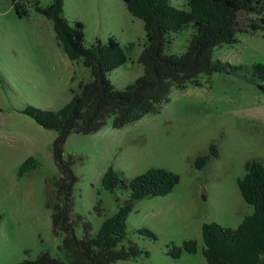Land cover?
I'll list each match as a JSON object with an SVG mask.
<instances>
[{
	"label": "rangeland",
	"instance_id": "obj_1",
	"mask_svg": "<svg viewBox=\"0 0 264 264\" xmlns=\"http://www.w3.org/2000/svg\"><path fill=\"white\" fill-rule=\"evenodd\" d=\"M50 2L41 0L44 7ZM171 3L186 8L182 0ZM64 13L71 23L85 25L87 47L97 41L105 44L110 37L123 46L133 44L128 62L108 74L116 89H125L143 75L138 60L146 42L144 24L128 12L123 0H64ZM193 33L190 27L173 34L168 52L184 53ZM0 56V264L34 260L42 252L64 259L47 207L55 195L51 181L58 175L52 152L57 133L20 111L26 106L58 111L92 76L58 45L51 21L34 10L29 19L19 18L12 0H0ZM213 60L236 66L264 64V32L239 35L238 43L216 48ZM198 81L201 86L173 90L156 112L137 122L114 129L111 118L101 131L67 140L65 155L75 157L73 169L79 179L73 216L90 222L92 235L118 209L116 196L102 186L110 167L128 179L153 168L180 177L173 193L137 202L128 217L129 237L123 245L132 241L149 257L116 264H206L203 224L234 229L254 212L238 180L248 161H264V93L246 79L223 73ZM212 143L218 146L219 158L211 157L204 170L195 169L193 161L209 153ZM29 157L37 159L39 168L19 178ZM142 228L152 230L158 240L134 233ZM76 233L82 238L83 227ZM187 240L198 241L197 254H167L172 245L182 246Z\"/></svg>",
	"mask_w": 264,
	"mask_h": 264
},
{
	"label": "trees",
	"instance_id": "obj_2",
	"mask_svg": "<svg viewBox=\"0 0 264 264\" xmlns=\"http://www.w3.org/2000/svg\"><path fill=\"white\" fill-rule=\"evenodd\" d=\"M128 12L143 21L146 42L138 62L144 73L125 89L118 90L108 74L128 62L133 44L123 46L115 37L86 46L85 25L71 23L64 13V0H51L42 6L41 0H12L19 18L29 19L31 10L53 23L56 40L67 57L82 63L92 79L80 83L73 91V99L58 111L26 106L20 111L39 126L57 133L53 142V160L58 175L52 179L54 197L47 203L51 209L52 232L61 238L58 250L64 259L48 252L34 260L18 264H116L119 261H138L149 253L128 241L127 220L137 202L146 198L165 197L180 183L178 174L153 168L133 179L110 167L103 176L102 186L116 196L117 211L92 235V225L82 216H73L75 188L79 181L73 165L75 157L65 155V145L71 135H90L101 131L112 118L113 128L137 122L157 111L173 90H185L188 85L201 86V76L214 74L240 77L255 84L264 93V64L231 65L213 60V52L223 45L238 43L239 35L264 32V0H182L186 8L172 5L171 0H123ZM194 33L186 51L172 54L168 48L172 35L188 28ZM1 60V56H0ZM0 80L2 75L0 73ZM215 143L209 153L199 154L193 167L204 170L211 157L219 158ZM39 168V162L29 157L23 162L18 177L22 178ZM245 202L253 207L237 228H226L217 223H204L202 238L206 264H264V161L252 159L246 164L245 175L238 180ZM128 195L124 200L123 196ZM101 213V204L97 206ZM1 220V217H0ZM82 226L84 236H77ZM136 234L157 241L158 236L148 228ZM197 240L184 241L182 246L169 248L167 254L180 258L183 253L197 254Z\"/></svg>",
	"mask_w": 264,
	"mask_h": 264
}]
</instances>
